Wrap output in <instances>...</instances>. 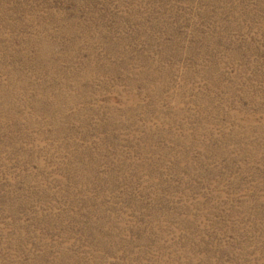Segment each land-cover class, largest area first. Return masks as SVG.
<instances>
[{"label": "rangeland", "instance_id": "obj_1", "mask_svg": "<svg viewBox=\"0 0 264 264\" xmlns=\"http://www.w3.org/2000/svg\"><path fill=\"white\" fill-rule=\"evenodd\" d=\"M0 264H264V0H0Z\"/></svg>", "mask_w": 264, "mask_h": 264}]
</instances>
